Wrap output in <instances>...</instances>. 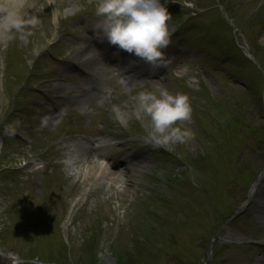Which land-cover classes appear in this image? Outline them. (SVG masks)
Listing matches in <instances>:
<instances>
[{
	"label": "rangeland",
	"instance_id": "obj_1",
	"mask_svg": "<svg viewBox=\"0 0 264 264\" xmlns=\"http://www.w3.org/2000/svg\"><path fill=\"white\" fill-rule=\"evenodd\" d=\"M188 1L187 6L197 7L198 11L181 9L176 0H168L165 4L171 15L167 23L175 29L172 33L175 43H169L168 49L163 50L165 57L157 65L161 68L159 74L131 78L125 88L119 83L120 77L98 59L101 65L97 67L98 71L102 69L105 74L101 86L97 90L91 84L92 89L79 96L90 105L89 111L92 110L80 118L84 129L71 120L79 114L72 110V116L60 117L55 136L59 137L67 128L79 134L70 141H55L53 154L49 158L47 152L43 154L44 160L39 166L44 165V168L34 171L37 162L33 165L22 162L24 167L16 168L18 164L7 170L4 168L5 172L0 173V184L7 190V195H2L3 187H0V249L4 254L0 252V257L10 256L16 262L27 258L57 264L101 260L105 264H249L256 251L257 256L262 253L264 229L254 217L253 201L248 199L243 204V190L257 181L259 168L263 166L264 108L258 98L264 87L262 83L253 84L254 77L247 76L250 71L238 69L240 63L224 55L232 52L225 32V35L221 30L212 33L209 43L204 35L201 37L213 15L212 11H200L199 5L206 7L209 3L205 0ZM248 1L222 0L221 7L228 10L226 16L234 22L240 47L247 50L254 45L256 53L264 60V0H255L254 5ZM79 2L39 0L33 9L23 13L16 25L7 29L4 26L6 18H2L0 36L10 30L8 48L5 49V38L0 43L3 59L6 60V55H11L15 47L21 46L20 54H27V58L15 60L14 72L23 71L26 76L34 78L30 85L33 92L38 93L33 95L35 98L44 93L36 83L42 81L49 71L53 73L57 69L56 60L50 61V52L68 55L66 64L59 68L64 73H71L70 80L77 85L76 91L92 83V78L85 75L86 68L74 66L71 56L77 55L79 44L90 40V24L101 21L94 15L96 2L90 3L89 9L80 6L91 0ZM10 5L12 3L8 2L7 6ZM241 15L247 17L245 21V18H239ZM12 35L16 39L13 40ZM179 45L185 50L183 55L176 52ZM1 67L11 70L9 62L2 63ZM161 86L171 93H185L191 106L190 119L182 122V126L190 128L192 136L183 143L169 145L168 149L151 144L147 139L148 118L141 109L139 116L133 113L135 107L139 108L136 101L139 91H157ZM103 95L109 98L104 100ZM35 98L31 99V104L39 107ZM99 103H103L100 108ZM115 108L123 114L118 121L112 112ZM90 113L96 117L90 119ZM100 113L108 120V125L100 119ZM23 114L22 110L18 112V115ZM212 117H217L215 121L226 126L224 132L214 124ZM37 126L45 130L44 124ZM101 126L112 131L121 129L139 133L145 138L143 145L150 146L142 150L144 163L140 167L144 170L142 183L145 186L129 202H119L115 193L119 191L118 183L114 191L101 194V184L108 183L107 177L97 173L95 182L89 186L91 190H88L80 178H65L62 171L65 165L60 162L70 158L67 150L73 145L81 142L88 146L94 143V147L108 145L111 152L119 145H125L122 140H111L110 134L107 137L93 135V130ZM54 127L55 121L45 131L49 134ZM26 152L23 149V153ZM47 158L52 163L45 160ZM49 162L57 170L55 179L49 174ZM207 189L211 192L203 196ZM10 196L16 198L14 202L19 205V212L6 217L3 209L7 208ZM31 199H38L34 201L36 205ZM25 203L28 204L23 207ZM39 206V221L43 224L34 227L36 222L31 224L30 219L34 207ZM239 207L242 210L240 215L227 223L229 215ZM20 213L24 216L17 223ZM253 236L259 237L257 250L248 239Z\"/></svg>",
	"mask_w": 264,
	"mask_h": 264
},
{
	"label": "clouds",
	"instance_id": "obj_2",
	"mask_svg": "<svg viewBox=\"0 0 264 264\" xmlns=\"http://www.w3.org/2000/svg\"><path fill=\"white\" fill-rule=\"evenodd\" d=\"M168 0H96L94 15L101 23L97 29L103 40L117 49L157 66L165 57L175 31L167 23L171 15ZM137 106L148 118L147 139L154 147L168 149L192 136L182 122L190 119L189 97L180 91L171 93L161 86L157 91L143 90L136 95Z\"/></svg>",
	"mask_w": 264,
	"mask_h": 264
},
{
	"label": "bare ground",
	"instance_id": "obj_3",
	"mask_svg": "<svg viewBox=\"0 0 264 264\" xmlns=\"http://www.w3.org/2000/svg\"><path fill=\"white\" fill-rule=\"evenodd\" d=\"M9 1L12 2L11 0H0V6L2 5L3 7L1 8L0 17H6L8 20L7 24L15 22V19L20 18L23 13L33 9V7L35 6L34 3L38 2L39 0H24V3L22 4H15L16 2H14L15 5L7 6V3ZM178 3L180 4V1H178ZM56 8L57 7H55L54 9ZM96 31L99 32L98 29H96ZM79 50V56L82 57L83 51L81 47H79ZM116 56L117 55H115L114 58H116ZM77 60L82 61L81 58H77ZM140 61L142 62L143 60L137 58L120 64L121 69L125 71V73H123L124 80L127 79L126 74L128 72L133 74H137L136 72H139L138 68L140 66V63L138 62ZM13 74L14 72L12 73V75ZM56 87L59 88L58 85ZM140 112L141 110L135 107L133 113L139 116ZM114 113L118 117L123 115L121 114L118 108H115ZM129 146H133L135 147V149L131 153H129L128 156L122 155L112 160V156L114 155H111L108 152L104 154L100 150L87 149L83 145H77L76 153L75 155H73V160L71 163L72 171H74V173H79V178L81 182L87 184L88 188L95 182V176L97 175V173L100 174L103 178L107 177L108 183L103 182L101 184V194L102 192L110 193L114 191L116 183H118L119 186H117V189H119V191L115 193L117 195V198L119 199V202H129L130 198L137 196V191L145 186V184L142 183L144 178V170L136 166V164H142L144 161L143 155L139 151L140 149L138 148L139 145L136 143V141H133L129 143ZM99 158L112 160L113 162H111V166L107 168L105 165H102V162L98 160ZM129 160H132L134 162V168L130 165ZM114 167L118 169L113 170ZM88 190L91 189L89 188ZM255 190L253 192H255ZM256 194H259V196H261L260 200H262V196H264V191L259 190V192H257ZM32 199L31 201H33ZM53 200L56 202L55 199ZM260 200L258 202L255 199V204H257L254 206V208H256V211H263V214H260V220L264 228V209L260 208ZM34 201H38V199H35ZM34 204L36 205L35 202ZM252 264H264V254L261 258H258L253 261Z\"/></svg>",
	"mask_w": 264,
	"mask_h": 264
}]
</instances>
